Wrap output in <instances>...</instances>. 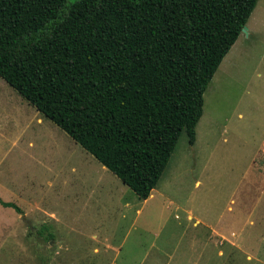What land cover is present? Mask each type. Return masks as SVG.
<instances>
[{
	"label": "rangeland",
	"instance_id": "rangeland-1",
	"mask_svg": "<svg viewBox=\"0 0 264 264\" xmlns=\"http://www.w3.org/2000/svg\"><path fill=\"white\" fill-rule=\"evenodd\" d=\"M245 23L145 199L0 78V264H264V0Z\"/></svg>",
	"mask_w": 264,
	"mask_h": 264
},
{
	"label": "trees",
	"instance_id": "trees-1",
	"mask_svg": "<svg viewBox=\"0 0 264 264\" xmlns=\"http://www.w3.org/2000/svg\"><path fill=\"white\" fill-rule=\"evenodd\" d=\"M256 1L0 0V78L145 199Z\"/></svg>",
	"mask_w": 264,
	"mask_h": 264
},
{
	"label": "water",
	"instance_id": "water-1",
	"mask_svg": "<svg viewBox=\"0 0 264 264\" xmlns=\"http://www.w3.org/2000/svg\"><path fill=\"white\" fill-rule=\"evenodd\" d=\"M240 32H243L246 34V27L245 26H242L241 29H240Z\"/></svg>",
	"mask_w": 264,
	"mask_h": 264
},
{
	"label": "crops",
	"instance_id": "crops-1",
	"mask_svg": "<svg viewBox=\"0 0 264 264\" xmlns=\"http://www.w3.org/2000/svg\"><path fill=\"white\" fill-rule=\"evenodd\" d=\"M245 27H246V31L249 32V26H247L246 23H245ZM246 33H247V32H246ZM195 183H196V182H195Z\"/></svg>",
	"mask_w": 264,
	"mask_h": 264
}]
</instances>
